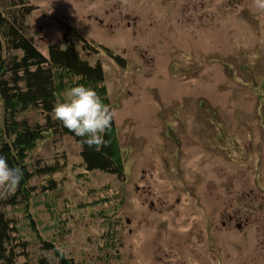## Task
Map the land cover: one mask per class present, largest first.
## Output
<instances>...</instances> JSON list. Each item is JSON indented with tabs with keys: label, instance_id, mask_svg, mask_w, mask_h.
<instances>
[{
	"label": "rangeland",
	"instance_id": "rangeland-1",
	"mask_svg": "<svg viewBox=\"0 0 264 264\" xmlns=\"http://www.w3.org/2000/svg\"><path fill=\"white\" fill-rule=\"evenodd\" d=\"M22 5L31 8L23 19L22 29L42 54L47 55L49 45L62 44L65 37H71L83 57L101 63L109 107L116 112L114 124L125 173L123 181L99 171H93L84 180L77 167L81 147L73 138L51 135L38 142L28 162L45 163L56 158L66 165L60 175L63 183L59 190H47L34 200L31 214L38 222L40 238L62 245L76 264H150L141 246L129 248L125 220L131 215L136 222L150 220L151 225L165 221L155 231L139 228L140 224L135 226L132 237L138 242L147 241L148 235L169 232L185 235L191 227L189 211L182 216L174 211L159 212L158 208L150 211L140 204L143 194L155 200L169 199V192H164L159 184V179L164 177L170 180L168 185L175 183V178L168 175L169 169L176 165L182 182L187 185H210L213 196L219 186L239 182L247 188L264 187V160L253 159V146L240 143L234 131L240 121L238 111L244 109L240 87L245 83L259 86L264 78V58L259 57V48L242 39L248 25L240 20L225 21L218 29L209 31L226 13L234 17L235 12L249 15L257 10L252 0H0V12L20 14ZM87 40L104 48L96 55L88 54L83 46ZM203 40L207 46L196 44ZM106 49L121 57L125 66L117 65L105 53ZM247 88L255 90L256 96L260 94L255 87ZM215 107L218 118L210 110ZM215 119L227 120L228 128L223 130ZM207 127L213 130L205 133ZM202 133L203 139L199 140ZM205 143H209L208 147L211 143L233 147L228 155L236 164H228L224 152L214 147L208 152L210 171L186 169L185 160L198 170L205 169V157L196 165L190 150ZM259 149L264 153V145ZM174 154L179 155L175 163ZM140 169L143 173L138 184L146 192L129 193ZM40 181L35 178L32 182L36 187ZM102 189L107 190L114 203L123 198L121 205L114 206L115 213H110L118 221L117 252L102 254L100 258L104 262L98 258V245L103 244L101 235L109 230L110 224L102 225L101 214L113 204L89 207ZM245 194L247 201L257 199L248 190ZM181 197L188 199V194L181 192ZM192 199L190 196L189 200ZM46 200L53 204L58 224L69 229L64 239L58 232L44 230L51 222L44 207ZM132 200L137 201L136 207L130 206ZM97 211L100 217L94 218ZM15 215L29 250L42 252L38 248V235L31 232L25 216L21 212ZM153 217L156 218L152 221Z\"/></svg>",
	"mask_w": 264,
	"mask_h": 264
},
{
	"label": "trees",
	"instance_id": "trees-1",
	"mask_svg": "<svg viewBox=\"0 0 264 264\" xmlns=\"http://www.w3.org/2000/svg\"><path fill=\"white\" fill-rule=\"evenodd\" d=\"M22 6L20 14L0 12V157L7 160L10 168H18L22 173V179L14 193L0 191V264H76L65 251L63 255L56 251L57 248L64 249L62 245L59 247L52 239L40 238L36 229L38 222L31 214L35 199L46 194L47 190H59L63 183L60 175L65 172L66 165L63 160L56 158L45 163H30L28 156L46 136L68 135L81 147L77 167L84 180L93 171H99L123 181L124 163L114 120L110 130H106L104 134L108 146L97 150L82 144L81 141L85 138L77 137L60 121L53 119L52 109L57 101H64V91L78 85L96 91L101 101L109 106L107 90L103 86L105 74L99 60L90 62L87 57H83L71 37H65L62 44L49 45L47 55L42 54L35 48L32 38L27 37L22 29L23 19L31 10L25 5ZM70 30L68 29L69 32ZM83 46L85 52L91 55H96L104 48L96 46L92 40L85 41ZM105 53L120 67L125 66L121 57L112 54L108 49ZM35 178L42 180L36 187L32 182ZM99 193V197L92 199L89 207L109 202L113 204L112 208L103 210L101 214L102 225H107V222L110 224L109 230L101 235L103 244L98 245V258L104 262L100 258L102 254L117 252L115 238L118 221L111 214L115 213L114 206L122 204L123 198L121 196V200L114 203L106 189ZM46 201L44 207L51 222L44 230L46 233L58 232L60 238L64 239L69 229L58 224L59 218L53 204ZM18 212L25 216L31 232L38 235V248L42 252L36 254L29 250L28 240H24L20 234L22 229L15 215ZM97 212L93 213L94 218L100 217Z\"/></svg>",
	"mask_w": 264,
	"mask_h": 264
},
{
	"label": "flooded vegetation",
	"instance_id": "flooded-vegetation-1",
	"mask_svg": "<svg viewBox=\"0 0 264 264\" xmlns=\"http://www.w3.org/2000/svg\"><path fill=\"white\" fill-rule=\"evenodd\" d=\"M228 20H240L248 25V31L244 33L246 36L242 39L252 43L253 47L259 48V57L264 58V13L258 10H253L249 15L235 12L234 17H229V13H226V17L220 20L216 26H211L209 31L218 29ZM196 44L208 45L206 40ZM247 86L257 88L260 94L256 96V91L248 90ZM240 88H242L240 96L244 109L240 108L238 111L240 121L234 127V131L240 143L253 146V159L264 160V153L259 149L264 145V78L259 86L258 84L254 86L253 83H245ZM210 110L213 111L214 117L218 118L216 107L210 108ZM247 112L251 114L247 115ZM249 116L252 119H247ZM215 121L221 124L223 130L228 128L227 120L215 119ZM204 129L205 133L213 130L209 127ZM203 135V133L199 135L198 139L202 140ZM211 144V147H208L209 143L202 144L197 146L196 150L190 148L193 151L191 159L195 160L196 165L199 160L205 157L207 162L205 169L198 170L188 165L185 160L186 169L194 172L210 171L208 162H211V159L208 152L214 147L224 152L228 164H236L235 160L230 159L228 155L230 150H234L233 147L231 148L229 145L227 147L226 143L222 145L223 147ZM178 158L179 155L174 154V163ZM258 172L260 174L261 169H258ZM141 173L143 171L140 169L139 176L132 180L129 193H137L140 190L143 193L146 192L145 187L138 184ZM168 175L170 178H175L173 181L175 183L168 185L170 180L164 177L159 179V184L164 192H169V199L155 200L149 198L147 194H143L140 204L150 211H156L158 208L161 210L159 212L174 211L182 213V216H186L189 211L191 215L190 229L184 236L176 232H169L152 237L148 235L147 241L138 242L132 237L135 226L138 227L140 224L139 228L155 231L161 228L165 221H161L160 224L153 222L151 225L150 220L136 222L129 215L125 220L129 248L138 249L141 246L146 260L150 259V264H264V187L254 185L255 188H247L243 182H239L219 186L213 196V189L210 188V185L183 183L181 172L179 173L176 165L168 170ZM247 190L249 193H253L257 199L245 200ZM181 192L187 193L188 199L183 200ZM190 196L193 198L191 201L189 200ZM207 197H211L212 200L210 201ZM130 206L136 207L137 201H130ZM155 218L153 217L151 220L153 221ZM143 234L141 232L140 236Z\"/></svg>",
	"mask_w": 264,
	"mask_h": 264
},
{
	"label": "clouds",
	"instance_id": "clouds-1",
	"mask_svg": "<svg viewBox=\"0 0 264 264\" xmlns=\"http://www.w3.org/2000/svg\"><path fill=\"white\" fill-rule=\"evenodd\" d=\"M252 6L264 13V0H252ZM63 96L64 101H57L52 109L53 119L60 121L77 137L85 138L81 143L89 148L107 147L104 134L110 130L116 112L101 101L96 91L83 85L66 89ZM21 179L20 169L10 168L7 160L0 157V191L14 193ZM56 251L64 254L62 248Z\"/></svg>",
	"mask_w": 264,
	"mask_h": 264
}]
</instances>
